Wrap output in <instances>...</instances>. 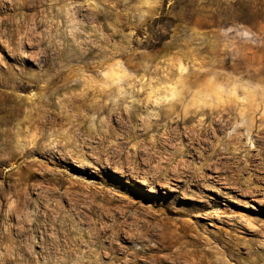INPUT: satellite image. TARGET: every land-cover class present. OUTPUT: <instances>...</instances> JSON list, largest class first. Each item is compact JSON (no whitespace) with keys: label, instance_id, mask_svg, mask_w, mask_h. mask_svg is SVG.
I'll return each instance as SVG.
<instances>
[{"label":"rangeland","instance_id":"obj_1","mask_svg":"<svg viewBox=\"0 0 264 264\" xmlns=\"http://www.w3.org/2000/svg\"><path fill=\"white\" fill-rule=\"evenodd\" d=\"M0 264H264V0H0Z\"/></svg>","mask_w":264,"mask_h":264}]
</instances>
